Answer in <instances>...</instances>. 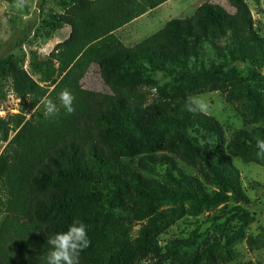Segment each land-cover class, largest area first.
<instances>
[{
  "label": "trees",
  "instance_id": "obj_1",
  "mask_svg": "<svg viewBox=\"0 0 264 264\" xmlns=\"http://www.w3.org/2000/svg\"><path fill=\"white\" fill-rule=\"evenodd\" d=\"M166 1L58 0L64 10H50L43 25L47 31L68 25L71 31L45 57L32 52L30 67L40 80L19 58L0 59V76L10 78L15 94L26 100L19 112L0 116V142H6L0 154V211L4 213L0 264H46L51 249L47 240L66 231L74 220L88 226L90 239L80 264H161L148 259L151 251H158L155 236L160 223L151 217L134 236L131 224L116 210L121 195L133 188L135 195L146 201L139 213L134 212L142 219L167 201L181 206L189 202L201 210L230 198H246L230 159L214 164L204 144L198 137L194 141L188 131L197 128L205 143L219 141L224 137L220 122L200 111L186 95L165 99L161 91L156 95L143 88V73L145 69L185 66L196 56L192 70L198 71L199 78L194 82L200 88H214L222 76L235 78L236 61L248 63L257 76L255 66L264 63V41L252 29V14L245 0H229L236 8L233 13L220 3L206 1L192 16L168 20L133 46L116 34ZM222 37L226 38L223 45L219 43ZM203 41L211 42L227 58L226 63L214 66L213 72L197 63ZM93 64L99 66L110 92L83 86ZM65 88L75 96V112L70 115L58 99ZM245 94L254 111L264 114L262 95L251 88ZM44 97L55 101L58 114L46 118L41 104ZM189 102L197 111H188ZM161 120L175 126V138L168 140ZM177 141L186 154L205 160L218 190L209 192L174 160L169 168L180 173L171 186L146 180L133 165L137 154L158 149L164 142L173 147ZM101 183L112 185L110 198L106 199ZM238 209L244 220L250 217L248 211Z\"/></svg>",
  "mask_w": 264,
  "mask_h": 264
},
{
  "label": "rangeland",
  "instance_id": "obj_2",
  "mask_svg": "<svg viewBox=\"0 0 264 264\" xmlns=\"http://www.w3.org/2000/svg\"><path fill=\"white\" fill-rule=\"evenodd\" d=\"M206 1L220 3L229 12L236 11L229 0H168L119 28L116 34L126 45L133 46L162 28L168 20L192 16ZM245 1L252 14V29L264 41V0ZM50 10L62 12L64 9L58 0H26L24 5H20L19 0H0V59L19 58L36 80H40V75L31 70L32 52L37 51L42 58L45 57L58 42L68 37L70 31L68 25L56 31L45 29L43 19ZM225 41L226 38L222 37L219 43L223 45ZM199 52L197 63L212 68V72L214 66L227 62V58L209 41L202 42ZM196 60V56H192L185 66L169 70L145 69L143 88L151 89L156 95L161 91L165 99L186 95L200 111L220 122L224 137L219 141L205 143L197 128L188 131L193 140L198 137L200 144H204L203 148L214 164L230 159L237 169L246 198L238 201L230 198L201 210L189 202L181 206L178 202L167 201L142 219L134 212L138 210L139 213L146 201L137 197L131 188L116 200L121 205L116 210L131 224L134 236L149 218L157 219L161 229L155 236L158 251H151L148 259L160 260L161 264H264V156L258 155L260 150L256 147V141L264 139V114L254 111L252 101L245 94L248 88L256 89L264 101V63L255 66L259 74L254 76L248 63L236 61V71L232 72L235 78L222 76L215 81L214 88H200V84L194 82L199 73L192 70ZM192 75L193 81L190 80ZM82 84L88 89L110 92L96 64L91 66ZM25 101L15 94L11 79L0 76V112L5 113L3 117L19 112ZM162 126L168 140L175 138L176 128L172 123L163 121ZM167 143L135 156L133 165L146 180L173 185L180 173L169 168L174 160L182 171L201 180L209 192L219 189L202 157L186 154L179 141L173 147H168ZM5 145L6 142H0V154ZM100 186L107 193L106 199L110 198L112 185L101 183ZM238 207L250 213L247 220ZM3 218L4 213L0 211V224Z\"/></svg>",
  "mask_w": 264,
  "mask_h": 264
},
{
  "label": "clouds",
  "instance_id": "obj_3",
  "mask_svg": "<svg viewBox=\"0 0 264 264\" xmlns=\"http://www.w3.org/2000/svg\"><path fill=\"white\" fill-rule=\"evenodd\" d=\"M26 0H19L20 5H24ZM58 99L66 111V114L75 112V96L68 88L61 90ZM41 104L45 109V116L51 117L58 114L59 109L54 100L44 97ZM188 111H197L192 103L188 104ZM5 113L0 112V116ZM256 147L260 150L258 155L264 156V139L256 141ZM47 243L51 249L47 254L46 264H80L81 253L90 246L88 237V226L81 220H74L66 231L56 233Z\"/></svg>",
  "mask_w": 264,
  "mask_h": 264
},
{
  "label": "crops",
  "instance_id": "obj_4",
  "mask_svg": "<svg viewBox=\"0 0 264 264\" xmlns=\"http://www.w3.org/2000/svg\"><path fill=\"white\" fill-rule=\"evenodd\" d=\"M70 27V26H69ZM70 31H71V27H70ZM70 31H69V34H70ZM69 36V35H68Z\"/></svg>",
  "mask_w": 264,
  "mask_h": 264
}]
</instances>
